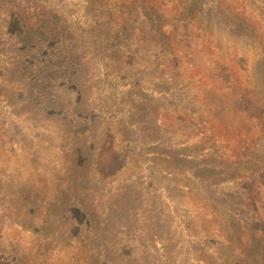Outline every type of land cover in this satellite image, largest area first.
<instances>
[{
	"label": "rangeland",
	"instance_id": "rangeland-1",
	"mask_svg": "<svg viewBox=\"0 0 264 264\" xmlns=\"http://www.w3.org/2000/svg\"><path fill=\"white\" fill-rule=\"evenodd\" d=\"M255 179L264 0H0V264H264Z\"/></svg>",
	"mask_w": 264,
	"mask_h": 264
},
{
	"label": "trees",
	"instance_id": "trees-1",
	"mask_svg": "<svg viewBox=\"0 0 264 264\" xmlns=\"http://www.w3.org/2000/svg\"><path fill=\"white\" fill-rule=\"evenodd\" d=\"M136 133L141 134L139 130H137ZM147 156H149V155H147ZM152 156H155L157 158L164 157L167 160H173L174 163H176V162H185V161L187 162V160H189V157L186 156V155H183V154H180V155H175L174 154V155H171V156L170 155L159 156L158 154H155V155H151V157ZM73 164L74 163H72V167H70V168L69 167H66L64 169L65 170V177L64 178H58L55 182H53L52 184H50V185H53V186H50L49 184H46V185H48L49 188H52V190H54L56 192V193L53 194V195H55L54 196V199H53L54 202L57 199L61 202L62 200L59 197L64 192H65L64 193L65 195H68L69 193H75V192H77V190H76V183L78 181V178H77L76 174L73 171V169H74V165ZM207 168H209V167H207ZM205 170L203 172H205ZM186 171L188 173H190L194 178L200 179V176H199L198 172L196 173V170L194 168H188ZM161 172H165V171L161 170ZM257 179L259 180V178H257ZM257 179H255L256 182L254 183L255 184L254 186L255 187L258 186V187L254 191H258L259 190L260 192H256L257 193V196L258 197H264V185L261 184L260 182H258ZM156 180H157V183H158V193L160 195L161 200L162 201H165V202H168L169 203V209L171 211H173V214H174L175 218L178 217L176 215V213L174 212V209H175L174 208V202H172L173 203V206L169 202V201H173L174 198H170L168 196V192L166 191V189L162 185L161 180L158 177H156ZM55 184H58V185H55ZM36 185L34 187H36ZM42 185H43V183H42ZM42 185L39 186V188H38V186L36 187L38 192H40V189H41ZM49 193H51V191ZM40 194H41V192H40ZM41 195L44 196V194H41ZM104 200H105V198L104 197H101L100 198V201L97 202L96 198L95 199L94 198H91V202L93 204L95 203V205L93 207L94 208V211H97V212H100V211L103 212V211H105L104 210L105 208H102L101 207V202L104 201ZM110 200H112V199L111 198L108 199V202ZM112 202H113V200H112ZM44 203H47V202L45 201ZM258 203L259 204L260 203L262 204L261 198H259ZM14 204H15V201H10L9 202V206L10 207L11 206H14ZM111 204L113 205V203H111ZM106 209H107L106 211L110 210V206L108 208H106ZM196 209L197 210H201V209L204 210V208L203 207H200V206H198V208L196 207ZM258 210H260V211L263 212L264 211V208H258ZM119 211H120V209H119ZM123 211L126 213V212H128V209H125ZM129 213H130V210H129ZM202 216L211 217V216H209V214H206V213L203 214ZM263 216H264V212H263ZM129 217L131 218V215H129ZM2 218L3 217H0V220H2ZM214 218H213V220H214ZM131 221H132V218H131ZM19 225L16 224L17 227L21 228V230L23 229L25 232L30 233V234H33L35 237H38L39 239L41 237H43V234H37L38 231H36V230L35 231L29 230L26 227H24L23 224H21L20 226ZM216 228H217V225L216 224L215 225H212V224H209L208 223L207 226H205V224H203V226H202V232H201L202 233L201 234L202 235L201 238H198V236H191V237H193L194 240L195 239L196 240H199V243L197 245L198 246V249L197 250L196 249H193L192 250V247L190 248V250H192L193 262L195 264H200V263L201 264H229V260H228L227 256L224 253H222L221 251H218L217 248H215V250H211V252H210V254H212L211 255L212 256L211 258H206V256H205L210 251L209 244H210L211 238L213 236L212 234H216L218 232V230H217V232L214 231V230H216ZM239 231H241V230H239ZM231 233H232V230H231ZM217 234H221V232H218ZM241 237H243V236H240L239 237V239H241V240H239V245L237 246V248L235 250L242 249V247H243L242 246V243H241V241H242V238ZM46 240H48V242H50V238H47ZM250 243L252 244V242L248 241V244L249 245H250ZM249 245L247 246V249H245V250L243 249L244 250V253H246L249 250L248 249ZM46 249L47 248L45 247L44 250H46ZM38 250H39V248H38ZM50 250L51 249H48L47 252H49ZM216 250H217V252H216ZM0 253L1 254H4L5 253V250L0 251ZM199 261H200V263H199ZM254 262H251V264H254Z\"/></svg>",
	"mask_w": 264,
	"mask_h": 264
}]
</instances>
